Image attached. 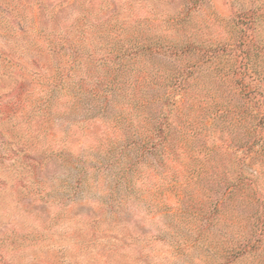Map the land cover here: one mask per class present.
<instances>
[{"label": "rangeland", "instance_id": "obj_1", "mask_svg": "<svg viewBox=\"0 0 264 264\" xmlns=\"http://www.w3.org/2000/svg\"><path fill=\"white\" fill-rule=\"evenodd\" d=\"M0 264H264V0H0Z\"/></svg>", "mask_w": 264, "mask_h": 264}, {"label": "trees", "instance_id": "obj_2", "mask_svg": "<svg viewBox=\"0 0 264 264\" xmlns=\"http://www.w3.org/2000/svg\"><path fill=\"white\" fill-rule=\"evenodd\" d=\"M91 7L93 6L91 5ZM42 9L43 7H41L40 10ZM54 14L55 16L58 14L57 9L55 10ZM84 17H87V14H85ZM53 19L57 22V23L54 22V24H57L58 26H60L58 27L57 31H60L61 24H59L60 22H59L58 17L53 18ZM40 21L34 20V24H32V27L35 26L36 29L37 28L39 29V27L41 26ZM92 24L93 23L91 22L89 23L86 22L83 25V27H80L79 36L77 38L69 39L67 38L66 34H64V36L62 37V41L59 43L61 47H64V49L59 48L58 52L60 51L61 52L64 51L62 53L67 52L69 54V57L73 59V62H75V64L81 63V62L83 63V61L86 58L92 59V60L100 59L101 61H104V63H107V62L109 63L111 61L114 62V56L123 54L125 50L127 49V44L125 45L124 42H120V41H119L120 44H117L115 40H106V38H108L109 36L112 38L115 34H117L120 31L119 27H116V24L112 27L108 25H102V28L104 30L101 32H98L96 27H93ZM43 25L45 27L44 22H43ZM42 30H44V28ZM97 40L98 42H96ZM173 45H174L173 47H175V49L180 52L188 51L186 50V48L190 47L189 44L184 45L178 42L173 43ZM147 47L151 51L161 52V50L165 48L166 46L162 44L161 42H156V44H149V46ZM60 71H62L61 66H60ZM61 74L62 73L59 74L58 72V75L56 77L60 76ZM63 75L64 73L62 74V76ZM63 82H64V79L62 78L59 82H57L56 91L58 90L61 91L59 87L61 88L62 86L66 85V83H63ZM50 92L52 93V89H50ZM143 145H146V143H144Z\"/></svg>", "mask_w": 264, "mask_h": 264}]
</instances>
